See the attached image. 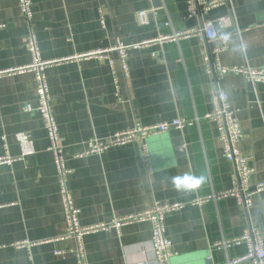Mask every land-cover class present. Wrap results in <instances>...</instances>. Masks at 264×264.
<instances>
[{
	"label": "crops",
	"instance_id": "obj_1",
	"mask_svg": "<svg viewBox=\"0 0 264 264\" xmlns=\"http://www.w3.org/2000/svg\"><path fill=\"white\" fill-rule=\"evenodd\" d=\"M188 1L32 0L29 24L18 0H0V71L31 63L26 46L31 30L42 59L56 62L46 76L66 164L73 171L68 186L83 227L143 212L156 202H189L232 188L234 166L224 158L215 124L203 119L213 110V92L226 93L236 112L244 134L237 148L255 170L252 186L264 183V84L254 87L235 74L211 76L205 61L218 48L225 67L264 68V0H231L191 19ZM141 12L147 13L146 23ZM229 16L231 23L221 24ZM208 22L220 36L208 46L198 36L159 41ZM150 41L128 51L126 68L115 51L93 55L118 42ZM37 103L32 73L0 78V158L11 160L0 164V264H80L76 240H60L66 216L42 118L25 111ZM178 118L201 121L148 139L152 171L141 159L138 142L77 158L91 139ZM19 134L29 140L28 156ZM185 174L206 179L196 189L178 191L171 178ZM165 223L175 252L172 264H223L245 255L247 246L218 250L216 243L241 238L250 226L264 238V191L249 211L226 198L188 205ZM151 236L149 223L88 234L84 264H153ZM23 243L35 245H17Z\"/></svg>",
	"mask_w": 264,
	"mask_h": 264
},
{
	"label": "built area",
	"instance_id": "obj_2",
	"mask_svg": "<svg viewBox=\"0 0 264 264\" xmlns=\"http://www.w3.org/2000/svg\"><path fill=\"white\" fill-rule=\"evenodd\" d=\"M18 1L22 16L30 24L33 18L32 0ZM225 5H231V0H189L187 3V18L201 17L211 10ZM139 17L142 23L147 22L146 12H141ZM232 19L233 17L229 16L221 19L220 22L223 25H228L231 23ZM102 24H104L103 20ZM193 36L200 37L206 43V46L220 39L215 24L213 22H208L200 28L178 32L173 36L163 38L159 41L178 42ZM152 42L153 41L130 46L118 42L115 48L95 52L93 55H106L115 51L119 54L121 63L126 68L125 58L127 57L128 51L130 49L142 48ZM26 46L31 57V63L17 69L0 71V78L4 75L23 74L27 72L34 75L38 103L35 108L28 106L25 111H36L42 118L44 129L49 140L48 151L53 157L59 193L66 216V232L60 240H76L78 244L77 256L80 264H84V236L97 232H108L110 230L121 231V229L126 226L142 223H149L151 225L152 236L150 245L153 252V264H172L175 252L173 251L172 242L166 237L165 223L166 217L169 214L180 212L188 205L202 207L209 202H218L226 198H234L239 206L249 211L254 204L256 196L264 191V183H258L252 186L251 182L255 170L249 165L247 159L242 156L240 150L237 148L238 144L244 139V134L236 116V112L229 103L228 95L223 92H213V110L211 113L205 115L203 119L215 124L219 140L223 145L224 158L234 166L235 175L232 188L222 192H214L208 196L196 197L189 202L166 204L156 202L151 208L143 212L115 218L109 223L83 227L80 224V210L76 207L68 186L69 177L73 171L68 168L66 164L65 139L60 133L59 125L52 110V98L46 76V70L56 62H46L42 59L37 36L32 30L29 31L26 38ZM222 51L221 49L215 48L206 56V71L209 75L222 77L227 74H235L241 75L254 87L258 84H264V68H252L248 65L233 68L225 67L220 61V53ZM115 84L117 89L116 94L119 96L117 80H115ZM200 121L199 118L194 120L178 118L171 122H163L150 126L137 125L106 139L94 138L89 140L86 144L85 151L78 154L77 158L99 156L111 148L122 147L138 142L141 146V159L143 163L149 166V170L152 171V157L147 143L148 139L166 134L172 129L184 130L199 125ZM17 139L24 148V156L30 155L32 151L28 148L30 143L27 136L25 134H19ZM10 162L11 160L8 157L0 158V164ZM243 243L247 246L246 254L237 258H228L223 264H264V238L258 228L250 226L241 238L222 240L216 243L215 247L218 250H228ZM17 245L21 247H32L35 244L23 243ZM56 254L59 255L61 252H56Z\"/></svg>",
	"mask_w": 264,
	"mask_h": 264
},
{
	"label": "clouds",
	"instance_id": "obj_3",
	"mask_svg": "<svg viewBox=\"0 0 264 264\" xmlns=\"http://www.w3.org/2000/svg\"><path fill=\"white\" fill-rule=\"evenodd\" d=\"M204 176H194L185 174L183 176H175L171 178V182L178 191H190L198 188L205 182Z\"/></svg>",
	"mask_w": 264,
	"mask_h": 264
},
{
	"label": "water",
	"instance_id": "obj_4",
	"mask_svg": "<svg viewBox=\"0 0 264 264\" xmlns=\"http://www.w3.org/2000/svg\"><path fill=\"white\" fill-rule=\"evenodd\" d=\"M176 145H177L178 147H180V146H181V144H180V142H179V141H177V142H176Z\"/></svg>",
	"mask_w": 264,
	"mask_h": 264
}]
</instances>
